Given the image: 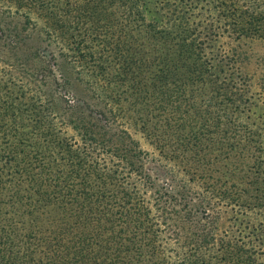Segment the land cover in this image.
Listing matches in <instances>:
<instances>
[{
    "label": "rangeland",
    "instance_id": "rangeland-1",
    "mask_svg": "<svg viewBox=\"0 0 264 264\" xmlns=\"http://www.w3.org/2000/svg\"><path fill=\"white\" fill-rule=\"evenodd\" d=\"M48 1L63 3L67 31L85 34L103 58L126 55L134 36L133 44L144 43L146 66L126 75V67L99 66L100 82L111 81L99 93L117 118L106 136L138 146L130 165L100 159L73 121L62 125L59 143L39 136L38 127L50 130L47 120L32 125L34 135L0 138V264H264V0H184L211 9L200 35L210 66L190 55L191 68L179 63L177 45L191 28L181 36L174 26L147 27L119 0H102L90 9L93 17L82 14L87 0ZM218 2L239 8L235 29L212 9ZM210 31L221 34L216 42ZM44 39L40 55L50 67L40 85L60 98L51 109L60 114L79 105L73 86L81 69L61 80L59 39ZM231 52L242 63L228 66L223 55ZM82 109H72L70 119ZM60 144L70 160L87 163L70 167L56 155ZM196 238L209 242L198 247Z\"/></svg>",
    "mask_w": 264,
    "mask_h": 264
},
{
    "label": "trees",
    "instance_id": "trees-1",
    "mask_svg": "<svg viewBox=\"0 0 264 264\" xmlns=\"http://www.w3.org/2000/svg\"><path fill=\"white\" fill-rule=\"evenodd\" d=\"M101 1L87 0L86 9L83 10L82 14L93 17L90 9L96 8L95 6L100 4ZM119 1H124L125 5L128 4L126 12L132 13L147 27L163 29L167 26H174L177 33L181 36L186 29L191 28L189 38L182 36L177 44L180 52L179 63L181 66L182 63H185L186 67L191 68L192 66L189 65L191 63L189 62L191 55L196 58V61H199L197 63L201 64V66H210L209 58L203 54V45L206 42H202L200 36L202 35V30L205 29L204 25L211 18L209 14L211 9H208V6L203 11H199L202 7H198L197 3L190 4L184 0ZM204 1V5L207 4V1ZM92 4H94L93 7H90ZM62 5L63 3L50 5L48 0H0V64L3 67L8 66L13 70L11 72L16 71L19 75L17 78H10L9 75L8 78H5L6 73L3 72L4 77L3 74L0 76V96L10 99L9 101L0 100V138L7 140V138L16 136L21 138V136L34 135L36 130L35 126L32 127V125L47 120L50 130L48 131V127L46 129L42 126V130L38 127V131L43 134L39 136L47 134L51 139L58 138L57 141L59 143L64 141L58 136L62 125L67 121H73L75 125L72 128L79 136V139L83 143L94 144V148H97L101 153L100 156L102 158L100 157V159L112 157L130 165V157L128 155H130L132 150L134 153L138 145L131 142V148H124L119 146L117 141L113 144L106 136L109 130H112V127L117 124V118L113 108L102 99V95L99 93V89L103 88L107 82H111L109 81L110 78L100 82L102 72L99 70V66L102 67L104 63V66L115 64L121 66V68L126 67L124 69L125 75L132 73L134 68L146 66L150 63L146 47L143 42L133 44L136 42V37L134 36L130 51L124 56L120 55L112 59V63L107 56L103 58L99 54L95 44L88 41L85 38V34L81 36L78 32L67 31L69 26L65 21L66 10ZM212 6L214 10L221 9L218 10V13L220 12L222 19L227 18L224 20L225 24L230 19L231 21L233 20V29L237 27V21L234 22V19L238 17L239 8L233 7L230 11L222 2L213 3ZM215 21L218 22V19ZM38 24L41 26H38ZM73 27H76V25ZM198 27L200 28L196 31ZM94 29L93 26L89 28L91 33ZM206 33L213 38L214 42L221 35L212 31ZM89 35L87 34L86 36L89 37ZM47 36L48 38L54 36L55 41L59 39L57 42L59 44L57 55L60 56V62L56 66L61 80L68 83L69 73L73 67L81 69V71L76 72L77 76L74 77L76 83L73 86L76 91H80L78 96L79 105L77 106L76 104L60 109V114L51 111L54 103L61 101L60 98L54 96V94L51 95L53 99L50 98L48 93L43 92L41 89L42 84L40 85L46 75V69L50 67L48 60L45 59L46 55L44 53L40 55V52L49 45L44 39ZM205 37H207L206 34ZM26 42H34V44L30 43L31 47H29V50H25ZM64 48L68 50L67 54L62 52L63 50L61 51ZM53 55L55 54L50 53L48 56L53 57ZM223 56L230 67L243 61L242 56L238 52H231L230 55L225 54ZM169 61L178 62L176 59ZM53 67H55V63H53ZM20 98L25 99V102H19L18 99L21 100ZM75 107L83 108L82 114L70 119V116L73 115L72 109ZM70 112L71 114L68 115ZM119 131L123 134L122 137L125 135L129 139L131 138L130 134L125 130ZM117 136L120 137L118 134ZM70 139L74 142L73 137H70ZM69 143L71 144V141ZM60 146L62 147L61 144ZM61 147L58 148L60 154L56 152V155L67 162L72 157V154H69L71 150ZM75 157L77 161L70 160V163L68 162L70 167L74 168L77 165L87 163L82 158L79 159L76 155ZM169 179L173 183H177L174 176L170 175ZM237 209L243 210L240 207ZM146 228L149 230L148 226ZM211 230L215 232L218 229L212 225ZM194 241H197L194 243L198 247L209 242L203 238H196Z\"/></svg>",
    "mask_w": 264,
    "mask_h": 264
}]
</instances>
